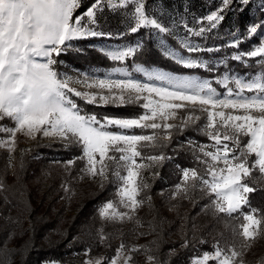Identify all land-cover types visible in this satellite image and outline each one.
Here are the masks:
<instances>
[{"label":"snow or ice","instance_id":"6c2138e0","mask_svg":"<svg viewBox=\"0 0 264 264\" xmlns=\"http://www.w3.org/2000/svg\"><path fill=\"white\" fill-rule=\"evenodd\" d=\"M232 3L233 0H220L221 6L197 19L196 27L187 23L181 25L187 34L182 43L187 55L168 48L164 40H160L165 49L164 56L183 68L210 72L212 77L176 75L137 64L135 71L146 77L142 80L123 68L113 70L124 73V78L116 79L110 75L93 79L94 73L72 67L61 71L64 61L59 57L73 51L84 54L74 46L75 41L112 38L111 34L98 30L97 13L105 6L112 11L135 6L132 12L134 25L130 24L128 29L131 34L144 29L149 32V38L154 34L171 35L172 28L146 11L145 0H94L76 16L74 13L82 7V0H0V122L9 119L14 124L11 127L0 125V133L9 136L7 140H0V146L11 151L16 134L24 132L33 138L40 134L55 139L65 150L76 147L82 155L68 160L66 166H72L77 159L85 160L86 167L82 171L94 179L100 178L101 187L109 179V162H114L116 170L112 173V182L117 185L119 204L125 211H118L116 205L108 201L98 210L99 214L112 222L134 221L139 225L136 211L151 202V197L142 196L150 186L140 181L141 172L162 167L165 161L173 159L163 152L168 145L162 139L170 142L173 132L181 133L195 127L208 142L188 140L187 145L194 148V161L202 166V170L178 165L181 182L175 186L174 198L176 195L187 198L190 192L199 190L210 198L205 208L210 207L214 214L232 217L239 213L242 222L234 231L242 242L239 250L234 245L220 247L217 242L212 252L201 253L190 264H209L210 261L244 264V249L264 236V215L252 207L249 200V194L258 189L249 186L248 182L254 170L264 176V20L248 25L243 33L239 30L230 33L231 40L225 47L236 51L227 58L205 59L199 54L220 52L223 47L203 46L193 39L206 42L207 34L218 30L224 21V13L236 10L230 8ZM236 3L247 6L250 0H236ZM255 7L264 11V0H258ZM243 10V7L239 9ZM126 34L118 36L122 39ZM253 37L257 38L258 44L247 51L241 50L240 45ZM143 47L144 41L138 40L116 50H98L111 61L121 62L134 59ZM251 58H257L261 69L259 75H241L228 68L229 59L249 67ZM220 67L226 69L223 74L217 71ZM90 79L92 83H88ZM80 83L98 91H81L70 86ZM214 83L223 85L224 93L217 91ZM245 91L255 94L244 95ZM75 98L101 107H123L143 101L144 111L136 118L98 115L82 111ZM180 110L189 115L181 118L180 123H169L177 118ZM196 112L204 114L202 124L198 123L201 116L195 115ZM135 129L151 130V134H136L132 131ZM159 131L165 134L162 139L158 136ZM145 149L160 151L159 154L144 155ZM155 175H159L158 171ZM245 207L248 208L246 212L242 211ZM103 239L105 237L101 236V241ZM192 240H196L195 235ZM199 242L205 243L202 239ZM188 244L189 240L185 239L181 247L187 248ZM125 247L121 243L117 257ZM127 250L136 252L140 249L133 246ZM131 259L128 256L125 264H130ZM153 259L148 257L150 262ZM109 264H118V260L111 259Z\"/></svg>","mask_w":264,"mask_h":264},{"label":"rangeland","instance_id":"374dc122","mask_svg":"<svg viewBox=\"0 0 264 264\" xmlns=\"http://www.w3.org/2000/svg\"><path fill=\"white\" fill-rule=\"evenodd\" d=\"M93 2L94 0H82V7L74 13V16L84 12ZM116 2H118V0H116ZM256 2H258V0H250L249 5L242 6L236 3V0H233L230 8L236 10H227L224 13V21L221 23L218 30L207 34L206 42L193 38L203 46H222L223 50L213 53L202 52L199 55L209 61H215L219 58H227L230 53H234L236 49L225 47L231 40L230 33L236 30L243 33L248 25L264 20V11H260L255 7ZM220 6V0H145L146 11L157 18L162 24L173 30L171 35L154 34L151 38H149V32L144 29H141L136 34L128 32L129 25H134V20L132 19L134 5L115 11L105 6L102 12L97 13L96 20L99 24L98 30L106 34H111L112 38H90L75 41L74 46L83 50L84 54L73 51L59 57V60L64 61V67L60 70L67 71L69 67H72L94 73L95 76L93 79H103L108 75L116 79L124 78V73L115 72L113 70L116 68H123L132 73L135 78L146 80V77H144L142 73H137L135 71V65L142 64L146 67L162 69L166 72L175 73L176 75H195L201 78H210L213 75L210 72L201 69L183 68L172 59L164 56L162 53L165 49L161 47L160 40L163 39L168 48L175 49L181 54L187 55L182 47V43L187 34L181 25L187 23L190 27H196L197 19L202 18ZM241 7L244 9L243 11H239ZM120 33L128 34L124 35L121 39L118 36ZM138 40L144 41L143 50L138 54L141 55L144 51L149 50V55L156 53L158 56L153 58L149 57V55H145V57L142 56L139 60H132V58H129L126 61L114 62L106 55L101 54L98 50L101 48L106 51L116 50ZM257 44V38L253 37L246 43L241 44L240 49L247 51L250 46H256ZM256 59L257 58H251L248 61L249 67H244L229 59L228 68L235 69L236 72L241 75L244 73L259 75L261 69ZM77 63H79V66ZM217 71L219 74H223L226 69L220 67ZM88 83H92V80L90 79ZM70 86H75L77 90L81 91H98L94 88H87L83 83L70 84ZM229 86L234 87V85ZM213 87H216L217 91L221 93L225 91L223 85L214 83ZM254 94L255 93H249L247 91L244 93V95L248 96ZM75 99L82 111L96 113L98 115L136 118L144 111L141 106L143 101L140 103H129L123 107H115L112 105L101 107L87 104L79 98ZM187 115H189L188 112L180 110L177 114V118L168 122L180 123L181 118ZM195 115L201 116V120L198 123L202 124L204 122V114L196 112ZM0 125L5 127L14 126L13 122L9 119L0 122ZM132 131L136 134H141L142 132L143 134H151V130L135 129ZM164 135L163 131L158 132V136L161 139ZM7 139H9L7 134L0 133V140ZM188 140H192L195 143L208 142L206 137L198 134L195 127H190L181 133L173 132V138L170 142L162 139V142L168 145V147L163 149V152L166 155L172 156L173 159L165 161L162 167L146 169L141 172L140 181L150 186L146 190V193H142V196L146 194L151 197V202L150 204L145 203L136 211L135 217L139 221V225L134 221L112 222L104 219L99 214L98 210L108 201L113 202L118 211H125L119 204L117 185L112 182V173L116 170L114 162H109V179L104 182L103 187H101L100 178L97 177L94 179L82 171L86 167L85 160L77 159L76 163L72 166H66L68 160L82 155V152L78 148L73 147L70 150H65L61 147L59 141L43 137L40 134H36L33 138L29 137L24 132H18L15 136L14 148L10 151L8 147L0 146V155L3 154L7 160L9 172L8 180L12 178V173L16 169L18 156L22 153L28 155L31 160H35L33 167L36 169V178L43 177L44 179H50L56 177V179H58L57 189L59 190V194L62 195L61 200L65 203L66 207H68V214H72L70 208L75 206L76 203L84 200L89 201V199L94 201L101 196H105L102 197L103 199L101 202H98L95 206V216L92 219V225H96L98 231V245L96 244L97 248H95V251L104 248L103 246L108 243L111 245L112 243L110 241L116 244L115 252L108 260L107 264H109L111 259H117L118 264H125V260L128 256L132 257L130 264H155V256L152 255L153 249L142 247V244L151 236L150 228L147 227L146 224L157 217L160 219L162 226L167 230L168 237L181 239L184 233L189 231L199 234L202 240H206V242L211 244L212 249L202 250L199 251L198 254L191 256L188 260V264H190V261L197 258L201 253L205 251L212 252L213 245H216L217 242L220 247L228 248L234 245L237 250H239L242 240L241 237L235 234L234 230H236L238 224L242 222V216H240L239 213L234 214L232 217L226 214H214L210 207L207 209L205 208L206 205H209L210 198L199 190L190 192L187 198L183 195H176L174 198L175 186L181 182V173L177 166L179 165L181 168L197 167L198 170H202V166L194 161V148L187 145ZM181 145H184V147H181ZM173 149H177V151H173ZM159 151L160 149L152 151L145 149L143 150V154L154 155L159 154ZM97 159H99V157H97ZM157 171L159 175H155ZM121 174L126 173L121 171ZM161 178H163L162 181L158 182ZM248 182L249 186L264 190V176H262L258 170L253 171V175ZM212 199H214V197H212ZM258 210L261 215H264V210ZM10 211L13 212V209ZM242 211L246 212L248 208L245 207ZM238 216L240 217L239 219L236 218ZM140 233L149 234L140 235ZM101 236L105 237L103 241H101ZM121 243L126 247L120 256L117 257V249ZM133 246L140 250L136 252L127 250ZM176 250L173 249V252ZM85 252L86 251L75 254L74 256L81 259L84 264L88 261H92L93 264H96L97 261L103 260V256L99 251L97 253L88 252V254H85ZM149 256L154 257L151 262L148 260ZM243 260L244 264H264V236L254 241L251 247L244 249ZM49 261H55L57 264H70L67 261L61 260ZM209 264H216V262L210 261Z\"/></svg>","mask_w":264,"mask_h":264},{"label":"trees","instance_id":"16d2710c","mask_svg":"<svg viewBox=\"0 0 264 264\" xmlns=\"http://www.w3.org/2000/svg\"><path fill=\"white\" fill-rule=\"evenodd\" d=\"M145 55H149V50L132 60ZM156 56V53L149 55ZM34 164L35 160L28 155L20 154L12 178L8 180L7 160L0 155V185H3L0 189V264H42L49 260L84 264L74 255L86 250L90 253L99 251L103 256L102 264H107L116 244L110 241L111 245L108 243L95 251L98 231L96 225H92L95 206L105 196L76 203L70 208L72 214H68V207L57 189L58 179L36 178ZM249 200L252 207L264 210L263 189L249 194ZM146 225L151 236L142 247L153 249L155 264H188L189 258L199 251L212 249L206 240L201 244L199 234L194 232L186 231L181 239L168 237L158 217ZM193 235L196 240H192ZM185 239L189 240L187 248L181 247ZM173 249L177 250L173 252Z\"/></svg>","mask_w":264,"mask_h":264}]
</instances>
